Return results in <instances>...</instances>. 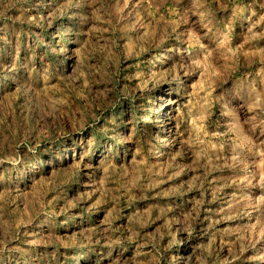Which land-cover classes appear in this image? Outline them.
Returning <instances> with one entry per match:
<instances>
[{"label":"rangeland","instance_id":"1","mask_svg":"<svg viewBox=\"0 0 264 264\" xmlns=\"http://www.w3.org/2000/svg\"><path fill=\"white\" fill-rule=\"evenodd\" d=\"M0 264H264V0H0Z\"/></svg>","mask_w":264,"mask_h":264}]
</instances>
